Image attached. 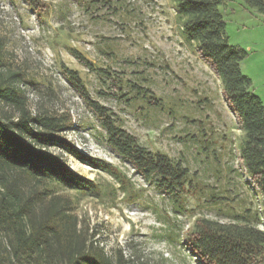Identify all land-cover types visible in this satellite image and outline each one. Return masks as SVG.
I'll list each match as a JSON object with an SVG mask.
<instances>
[{"label": "rangeland", "instance_id": "rangeland-1", "mask_svg": "<svg viewBox=\"0 0 264 264\" xmlns=\"http://www.w3.org/2000/svg\"><path fill=\"white\" fill-rule=\"evenodd\" d=\"M39 1L42 13L22 0H0V73L25 92L32 112L71 115L72 128L59 137L121 174L125 194L97 167L58 145L48 148L99 189L90 197L51 187L69 200L90 242L108 256L121 251L131 264H203L185 239L196 219L229 223L243 216L264 230L261 199L238 154V121L220 80L195 44L183 39L173 1ZM221 11L229 44L247 53L241 71L264 105V15L242 0H226ZM64 69L78 73L91 100L108 109L117 126L188 171L182 207L106 145L99 121ZM0 111L13 113L1 103Z\"/></svg>", "mask_w": 264, "mask_h": 264}, {"label": "trees", "instance_id": "trees-1", "mask_svg": "<svg viewBox=\"0 0 264 264\" xmlns=\"http://www.w3.org/2000/svg\"><path fill=\"white\" fill-rule=\"evenodd\" d=\"M36 13L45 11L39 0H22ZM181 35L194 43L201 60L220 80L229 110L238 121L242 138L239 158L262 202L264 224V105L252 92L241 63L247 53L229 44L221 7L226 0H172ZM264 15V0H242ZM70 54L86 68L92 64L77 51ZM68 82L105 133L106 145L125 160L146 183L180 207L188 191V171L168 156L153 153L116 125L108 109L89 97L79 75L64 69ZM0 264H131L121 251L108 256L88 239L87 227L69 211V200L54 194L52 185L67 191L99 196V189L74 174L61 156L48 148L58 145L73 158L108 174L127 192L121 174L112 165L81 155L64 137L72 128L68 113L30 110L25 92L6 83L0 73ZM229 223L196 219L185 239L203 264H264V230L243 216Z\"/></svg>", "mask_w": 264, "mask_h": 264}]
</instances>
